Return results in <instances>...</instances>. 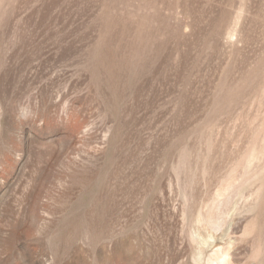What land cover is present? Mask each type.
Segmentation results:
<instances>
[{
	"label": "rangeland",
	"instance_id": "rangeland-1",
	"mask_svg": "<svg viewBox=\"0 0 264 264\" xmlns=\"http://www.w3.org/2000/svg\"><path fill=\"white\" fill-rule=\"evenodd\" d=\"M0 264H264V0H0Z\"/></svg>",
	"mask_w": 264,
	"mask_h": 264
},
{
	"label": "bare ground",
	"instance_id": "bare-ground-1",
	"mask_svg": "<svg viewBox=\"0 0 264 264\" xmlns=\"http://www.w3.org/2000/svg\"><path fill=\"white\" fill-rule=\"evenodd\" d=\"M95 228V227H94Z\"/></svg>",
	"mask_w": 264,
	"mask_h": 264
}]
</instances>
